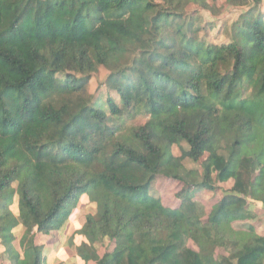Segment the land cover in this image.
<instances>
[{
    "label": "trees",
    "instance_id": "1",
    "mask_svg": "<svg viewBox=\"0 0 264 264\" xmlns=\"http://www.w3.org/2000/svg\"><path fill=\"white\" fill-rule=\"evenodd\" d=\"M207 1L0 0V246L12 264H45L33 236L62 230L83 196L96 204L78 232L84 263L264 264V233L234 227L249 203L264 208V13L226 0L237 19L211 40L214 25L188 12ZM99 69L108 111L88 91ZM158 178L182 185L179 207L155 194ZM229 181L203 216L195 188Z\"/></svg>",
    "mask_w": 264,
    "mask_h": 264
},
{
    "label": "rangeland",
    "instance_id": "2",
    "mask_svg": "<svg viewBox=\"0 0 264 264\" xmlns=\"http://www.w3.org/2000/svg\"><path fill=\"white\" fill-rule=\"evenodd\" d=\"M260 7V10L264 13V0H254ZM207 5L209 6V10L207 9H201L196 6H189L188 12L191 14H197L200 17L201 25H214V27L211 29L209 28V34L211 40L215 39L214 33L217 30L218 25H221L222 29L228 30L231 23L237 19L238 11L232 8L226 0H215L207 1ZM205 23V24H204ZM106 76V71L104 69H99L98 73L94 74L89 82V93L94 95L96 107L100 109H104L105 111H108V106L106 104V98L107 94L104 91L103 88H99L101 86V83L103 82L104 78ZM144 114L138 115L134 121L136 123H141L145 121ZM130 122L128 121V125ZM178 149H174V154L178 155ZM187 167L190 169H198L199 165H196L194 163H187ZM256 176V172H253V174L249 175V179H254ZM247 178V174L245 173L243 175V180ZM182 185L178 182L167 180L164 178H158L153 191L155 194H157L165 207L167 208H177L180 205V201L177 200V193L181 190ZM233 187V182L229 181L226 184H217L214 185L213 190H206L199 187H196L194 190L195 197L194 199L199 202V204L202 206V213L203 216L206 217V215L209 213L211 207L222 197V195L231 189ZM82 199H85V202H82L84 204V208H80L79 214H80V222L74 223L72 226H68V230L65 231L64 234L70 233L72 231L73 226L75 229H77L80 226V223L83 220V216L85 217L86 214H95L96 212V204L92 203L90 199L87 196H84ZM251 207V210L246 211V213L251 217V220L246 219L245 221L236 222L234 223L235 228H242V229H248V228H254L255 233L263 234L264 233V209L260 207L259 205L255 204H248ZM243 210H247V206ZM86 206V208H85ZM16 197L13 200L12 205L10 206L11 213L16 216L17 214V208H16ZM204 217V218H205ZM85 219V218H84ZM22 226L15 227L12 230L13 234V250L15 253L19 255V259H24V253L25 251H20L21 245L19 246V243L24 238L25 233ZM40 236L33 237V243L36 245H39V238ZM99 249V253H103L105 246L97 245ZM3 247H0V255L2 254ZM43 255V253H42ZM9 261V260H8ZM6 264H12L10 261Z\"/></svg>",
    "mask_w": 264,
    "mask_h": 264
},
{
    "label": "crops",
    "instance_id": "3",
    "mask_svg": "<svg viewBox=\"0 0 264 264\" xmlns=\"http://www.w3.org/2000/svg\"><path fill=\"white\" fill-rule=\"evenodd\" d=\"M82 198L80 199L76 209L72 212L68 220V223L62 230L58 232H54L50 234L49 236H42L39 234H35L33 236V237L40 236L38 237L40 240L38 242L39 243L38 246H41L43 248V255L46 259L45 264H95L92 262L84 263L78 257L77 250H76L77 247L82 242H84V239H82V237L78 235V232L80 231V229L82 228L84 224V221H85L84 218L87 215H93V214H86L85 217L83 216V220L77 229H75V227L73 226V229L72 231H70V233L64 234L65 231L68 230V226H72L74 225V223L80 222V214H79L78 209L84 208V204L82 202H85V199H82ZM248 210H251V207L249 205L247 206V210H243V213L245 214L248 220H251V217L246 213V211ZM237 229H242V228H237ZM23 230L25 231V229ZM252 231L255 232L253 227H252ZM19 246H20V243H19ZM20 249H21L20 251H23L22 247ZM8 262L9 261L7 257L4 255L2 251V254L0 255V264H6Z\"/></svg>",
    "mask_w": 264,
    "mask_h": 264
}]
</instances>
